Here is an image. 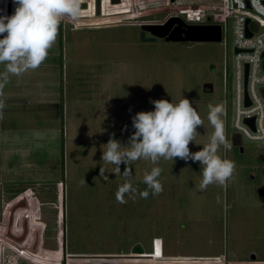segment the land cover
<instances>
[{
	"label": "rangeland",
	"instance_id": "rangeland-1",
	"mask_svg": "<svg viewBox=\"0 0 264 264\" xmlns=\"http://www.w3.org/2000/svg\"><path fill=\"white\" fill-rule=\"evenodd\" d=\"M106 1L98 17L88 9L75 20L65 18L42 65L10 77L3 90L0 264H131L137 255H149L142 264H170L163 259L177 260L173 257L192 260L175 264H203L205 256L217 257L214 264H264V141L239 136L233 142L231 22L218 41H145L139 39L137 21L160 19L164 12L156 9L176 3L136 16L124 8L112 12L117 4ZM88 2L91 7L93 0ZM217 2L181 0L192 7ZM6 8H14L12 0H0V13L7 14ZM97 20L108 23L85 24ZM206 81L211 90L203 89ZM184 98L204 121L188 145L191 152L213 131L209 104H225L222 119L232 149L221 147L219 154L236 164L226 188L213 184L200 191V165L191 160L161 159L153 165L141 159L121 164L117 174L101 161L110 135L127 147L132 117L153 110L152 100ZM154 166L162 169L161 194L116 201L126 179L145 190L143 175ZM100 168L106 169L103 175ZM84 253L127 254L74 256Z\"/></svg>",
	"mask_w": 264,
	"mask_h": 264
},
{
	"label": "clouds",
	"instance_id": "clouds-1",
	"mask_svg": "<svg viewBox=\"0 0 264 264\" xmlns=\"http://www.w3.org/2000/svg\"><path fill=\"white\" fill-rule=\"evenodd\" d=\"M14 11L11 15L0 13V119L6 108L4 88L10 77H21L29 71H35L48 58L54 46L60 25L65 18L75 20L79 17L82 0H12ZM255 44L264 49V36L258 37ZM153 110L139 111L132 117L134 131L128 138L127 147L110 135L102 152L101 161L113 166V174L121 172L120 165H129L138 160L150 161L157 165L161 159L174 162L175 158L198 162L201 179L200 191L210 185L227 187L235 172V161L223 158L221 147L230 151L232 144L227 140L225 124L222 119L225 112L222 103L208 106L207 120L213 131L208 142L196 152L189 150V143H195L197 129L204 121L187 98L176 103L166 99L152 100ZM79 126V125H78ZM77 126V127H78ZM123 130V129H122ZM256 139H264V130ZM106 169L100 168V175ZM162 169L154 166L146 171L142 183L145 190L133 186L130 180L118 186L116 201L126 204L128 199L137 196L147 199L163 192L158 179ZM123 175L129 177L130 171L124 169ZM127 197V199L125 198Z\"/></svg>",
	"mask_w": 264,
	"mask_h": 264
},
{
	"label": "built area",
	"instance_id": "built-area-1",
	"mask_svg": "<svg viewBox=\"0 0 264 264\" xmlns=\"http://www.w3.org/2000/svg\"><path fill=\"white\" fill-rule=\"evenodd\" d=\"M88 1L86 0L87 7L80 8V11L89 9L91 15L100 16L103 13L102 0H99L98 13L95 12L94 0L91 7ZM106 2L112 3V5L117 4V7L113 5L112 12L123 11V8L131 10L130 13H126L127 15L147 16L158 11L164 12L160 19H143L141 21L159 23L170 16H181L184 20L192 23H200L205 20L217 23L220 26V39L222 28L229 20L232 24L233 50L231 58L230 105L232 110L230 124L238 139L244 137L249 141H264V139H256L264 130V54H262L264 49H260L255 44L258 37L264 36V0H218L217 3H211L208 7L182 6L181 0H117L116 2L107 0ZM169 4L175 5L173 7L158 8L155 12L149 11L151 7L156 8L159 5L168 6ZM177 4L178 6L175 7ZM246 18L248 19L247 22L245 21ZM106 23L108 22L97 20L92 23L87 21L85 24L100 26ZM246 28L251 32L250 35L245 33ZM222 76L224 91V81L226 80L225 59L222 61ZM223 105L225 107L224 102ZM247 117H252L253 127L244 121ZM202 259H204L205 264H214V261L218 258L205 256Z\"/></svg>",
	"mask_w": 264,
	"mask_h": 264
},
{
	"label": "water",
	"instance_id": "water-1",
	"mask_svg": "<svg viewBox=\"0 0 264 264\" xmlns=\"http://www.w3.org/2000/svg\"><path fill=\"white\" fill-rule=\"evenodd\" d=\"M117 0H111V2H116ZM11 1H8V7L10 8ZM84 5V4H82ZM98 6H99V0H95V12L98 13ZM173 20H177V25L181 23V20L178 17H170L168 20L163 24H141L140 30H139V39L140 40H154L156 36L158 37H164L166 40L171 41H186V40H210V41H218L220 40V26L217 23H207V24H194V25H187L185 28H178L174 27L173 29L167 31V23H170ZM246 22L248 19L246 18ZM145 30L150 33V35L145 34ZM245 33L247 35H250L251 32L246 28ZM264 54V51L262 52ZM202 87L204 90H211V83L206 81L203 82ZM246 102H248L246 100ZM245 122L252 125V117H247L244 119ZM241 150L242 147H239ZM259 194H263V189H258ZM95 254H105V255H95ZM108 254H127V253H91L87 254L84 253L83 255H74V256H90V257H108V258H115L117 256H123V255H108ZM143 254V253H142ZM144 254H150V253H144ZM139 257L142 256H149V255H137ZM253 257V255H251Z\"/></svg>",
	"mask_w": 264,
	"mask_h": 264
},
{
	"label": "flooded vegetation",
	"instance_id": "flooded-vegetation-1",
	"mask_svg": "<svg viewBox=\"0 0 264 264\" xmlns=\"http://www.w3.org/2000/svg\"><path fill=\"white\" fill-rule=\"evenodd\" d=\"M82 4H84V5H82ZM94 4H95V0H94ZM85 7H87L86 0H82L81 7H80V8H85ZM94 7H95V5H94ZM98 10H99V6H98ZM170 17H178V18L181 20V23H179L178 26H176V25H177V22H176L177 20H173V21H171L170 23H167V25H168V27H167V31L173 29L175 26L178 27V28H185V27H187V25H194V24H207V23H211V22L206 21V20H205L204 22H200V23H192V22H188V21L184 20V18H182L181 16H170ZM170 17H168V18H170ZM168 18H167L166 20L162 21V22H159V23H153V22H149V21H141V20H143V19H140L139 22L136 23V24L139 25V30H140V25H141V24H163V23H165V22L168 20ZM145 20H146V19H145ZM139 30H138V31H139ZM145 34H146V35H150V33H149L148 31H146V30H145ZM157 38H158V39H161V40H164V41H171V40H166L164 37H158V36H156L155 39H157ZM155 39H154V40H155ZM150 41H153V40H150ZM237 139H238V138L235 137L234 140H233V142H236ZM259 195L262 196L261 194H259ZM140 250H141V249H140ZM133 251H134V250H133ZM134 252H136V251H134Z\"/></svg>",
	"mask_w": 264,
	"mask_h": 264
},
{
	"label": "crops",
	"instance_id": "crops-1",
	"mask_svg": "<svg viewBox=\"0 0 264 264\" xmlns=\"http://www.w3.org/2000/svg\"><path fill=\"white\" fill-rule=\"evenodd\" d=\"M5 1H7V0H4V2ZM7 9V8H6ZM4 9V11L7 13V15L10 13V10L11 9ZM14 11V8H12V10H11V13ZM3 12V11H2ZM0 231H2V230H0ZM144 256H142V257H136V258H132L130 261V263L131 264H142V263H140V261H141V258H143ZM174 259H177V260H173V261H171V259L172 258H165V259H163V260H167V261H170V262H167V263H170V264H175L177 261H182V260H184V261H189V262H191L192 260H188V258H185V257H173ZM202 260H204V259H202ZM195 261H200V260H194V262ZM236 261V260H235ZM157 263H161V262H157ZM162 263H165L166 264V262H162Z\"/></svg>",
	"mask_w": 264,
	"mask_h": 264
},
{
	"label": "trees",
	"instance_id": "trees-1",
	"mask_svg": "<svg viewBox=\"0 0 264 264\" xmlns=\"http://www.w3.org/2000/svg\"><path fill=\"white\" fill-rule=\"evenodd\" d=\"M134 251H136V252H141V250H140V249H136V250H134Z\"/></svg>",
	"mask_w": 264,
	"mask_h": 264
}]
</instances>
